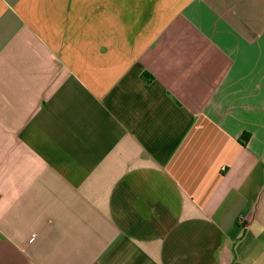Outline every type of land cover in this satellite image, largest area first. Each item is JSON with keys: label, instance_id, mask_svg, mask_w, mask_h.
I'll return each instance as SVG.
<instances>
[{"label": "crops", "instance_id": "obj_1", "mask_svg": "<svg viewBox=\"0 0 264 264\" xmlns=\"http://www.w3.org/2000/svg\"><path fill=\"white\" fill-rule=\"evenodd\" d=\"M0 264H264V0H0Z\"/></svg>", "mask_w": 264, "mask_h": 264}, {"label": "trees", "instance_id": "obj_2", "mask_svg": "<svg viewBox=\"0 0 264 264\" xmlns=\"http://www.w3.org/2000/svg\"><path fill=\"white\" fill-rule=\"evenodd\" d=\"M242 140H243V141H245V139H244V138H243Z\"/></svg>", "mask_w": 264, "mask_h": 264}]
</instances>
